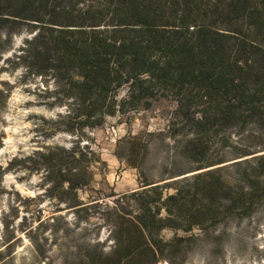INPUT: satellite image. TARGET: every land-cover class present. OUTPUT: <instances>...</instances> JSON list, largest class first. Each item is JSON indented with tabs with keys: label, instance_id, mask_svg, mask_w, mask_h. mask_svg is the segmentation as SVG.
I'll return each instance as SVG.
<instances>
[{
	"label": "trees",
	"instance_id": "16d2710c",
	"mask_svg": "<svg viewBox=\"0 0 264 264\" xmlns=\"http://www.w3.org/2000/svg\"><path fill=\"white\" fill-rule=\"evenodd\" d=\"M23 31L28 39L19 64L28 76L52 83L46 105L65 110L51 120L46 140L66 133L75 141L70 147L38 142L28 165L19 157L0 164V197L8 172L41 175L46 195L79 220L100 207L79 197L101 162L90 132L160 98L174 106L170 124L174 138L186 137V155L212 149L259 155L229 167H218L226 161L200 166L191 178L144 181L138 191L113 195L100 213L111 246L87 243L61 264H177L180 243L193 237L165 241L164 230L205 231L222 215L251 214L260 184L252 179L264 174V0H0V54ZM11 94L0 74V117ZM4 138L0 130V149ZM118 157L140 169V155ZM228 168L238 173L234 185L220 176ZM2 224L0 235L11 226L6 219ZM14 239L0 243V263L13 254ZM34 246L43 258L41 245Z\"/></svg>",
	"mask_w": 264,
	"mask_h": 264
},
{
	"label": "rangeland",
	"instance_id": "374dc122",
	"mask_svg": "<svg viewBox=\"0 0 264 264\" xmlns=\"http://www.w3.org/2000/svg\"><path fill=\"white\" fill-rule=\"evenodd\" d=\"M26 39L27 31L14 35L0 54L1 79L12 88L9 106L0 117V130L5 135L0 164L4 167L15 157L26 159L28 165V155L40 149L38 142L70 147L75 141V137L66 133L46 140L49 129L54 127L51 120L65 110L49 108L46 103L52 98L46 92L55 89L54 85L45 84L40 77L28 76L27 69L19 64L17 57ZM173 110L170 100H151L137 111L108 118L102 128L90 132L91 146L101 162L95 164L93 184L80 191L79 197L84 203H99L100 207L81 213L79 220L74 211L46 195L41 175L8 172L3 179L5 193L0 197V229L4 219L11 226L0 235V243L15 237L14 252L0 264H61L66 256H76L78 248L87 243L100 241L109 248V229L100 226V213L105 204L111 203L113 195L138 191L142 182H158L162 177L168 179L166 182L191 178L199 173L196 170L200 166L211 163L226 161L218 166L223 167L237 162L236 159L259 156L226 155L228 149L186 155L184 134L174 138L175 130L170 124ZM118 155H140V169ZM259 175L252 179L260 184L256 185L250 215L242 218L222 215L217 224L209 225L205 231L195 228L191 233L172 229L162 232L165 241L193 237L190 242L180 243V252L174 258L177 264H264V174ZM220 176L229 185L238 181L233 168L224 170ZM34 241L41 245L43 258L38 255Z\"/></svg>",
	"mask_w": 264,
	"mask_h": 264
}]
</instances>
